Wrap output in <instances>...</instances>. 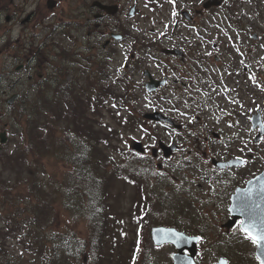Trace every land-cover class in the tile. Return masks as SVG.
<instances>
[{
    "label": "trees",
    "instance_id": "1",
    "mask_svg": "<svg viewBox=\"0 0 264 264\" xmlns=\"http://www.w3.org/2000/svg\"><path fill=\"white\" fill-rule=\"evenodd\" d=\"M229 10L227 17L237 18ZM107 84L106 76L100 80L87 77L76 93L70 89L63 96L26 100L11 108L10 128L18 141L13 151L7 144H0V264H23L20 255L12 256L7 251L1 227L5 224L6 232L12 231L24 251L42 264H84L80 254L90 260L86 264H117L123 260L127 246L131 254L143 252L152 226H173L189 233L199 227L192 226L195 221L185 209L168 205V196L158 193L160 188L155 194L154 187L153 192L142 183L144 173L157 171L152 159L132 151L128 158L131 163L118 164L108 158L106 149L117 150L112 142L117 140L119 144L121 135L103 123L101 107L108 102L127 104L135 99L134 85L129 81L119 89H110ZM132 115L122 116L120 126L145 123L140 113ZM259 146L263 149L264 142ZM49 164L59 166L54 177L45 172ZM122 178L143 184L137 186L143 190L139 194L135 190L127 210L118 208L119 199L124 197ZM75 205H79V211ZM69 207L86 216L88 233L84 242L70 238L76 228H53L57 209L67 211ZM221 238L213 241L215 249L202 262H213L221 255L230 264H257L246 249H241L239 241L230 243Z\"/></svg>",
    "mask_w": 264,
    "mask_h": 264
},
{
    "label": "flooded vegetation",
    "instance_id": "2",
    "mask_svg": "<svg viewBox=\"0 0 264 264\" xmlns=\"http://www.w3.org/2000/svg\"><path fill=\"white\" fill-rule=\"evenodd\" d=\"M118 1L0 0V105H5L8 98L21 103L63 96L68 91L69 82L83 78L85 61L92 60L96 64L102 56L115 53L122 54L123 60L128 56L138 61L137 51L154 49L153 42H143L138 34L137 38L134 37L130 14H139L134 8L136 0H121L131 6L128 14H120L124 8ZM97 2L105 7L98 6ZM115 5L118 14H107L112 8L116 10ZM182 11L169 12L180 15L173 28L174 35L166 38L161 34L160 64L153 65L149 75L160 79V98H173L179 100L178 104L189 106L196 99V93L202 94L207 89L203 80L211 60L206 51L199 61L195 59L196 38L204 41L203 35L207 32L198 26L203 22L201 19L190 14L187 18ZM83 14H88L85 20ZM199 48L206 50L207 45L202 44ZM68 50L74 51L76 57L72 58ZM174 50L178 52L173 53ZM217 64L220 65L216 58L213 65ZM124 67L128 65L124 64ZM198 83L203 85L201 89ZM197 99L204 105L203 113H199L205 114L209 103L203 101L204 97ZM195 119L197 122L192 115L184 118L187 122L175 132L181 137H176L174 143L180 146L179 142L185 138L201 141L209 148L207 138L200 139V131L210 130L212 126L205 115H197ZM223 124L221 122V128ZM208 171L207 175L220 173L212 166ZM160 264H169V261L162 260Z\"/></svg>",
    "mask_w": 264,
    "mask_h": 264
},
{
    "label": "rangeland",
    "instance_id": "3",
    "mask_svg": "<svg viewBox=\"0 0 264 264\" xmlns=\"http://www.w3.org/2000/svg\"><path fill=\"white\" fill-rule=\"evenodd\" d=\"M103 1V0H100ZM107 3H111L110 0H106ZM160 0H153V4L149 5L148 0H137L134 4L138 7L137 9L142 12H148L149 14H137V20H134V24L137 25L138 29L136 30L134 36L137 34L139 36H145L147 40H153L154 38V32H164L162 30L163 27H168V30L170 31L173 26V21L177 17L175 14L174 16L172 14H169L167 12L171 11V5L169 4L168 0L162 2V5L159 4ZM182 1V0H180ZM203 0H195V8L201 10V4ZM123 6V13L125 14L126 11L129 9V3L127 1H121ZM186 4L187 2L184 1ZM127 7L125 8L124 6ZM223 7H217L212 8L209 10H202L203 14H210L209 17H206L204 20L207 21V26H211L212 30V40L214 41V38H217L219 43H215V46L212 45L210 48V53L212 54L211 60L217 58V61L220 65H213L212 64V73L206 76V80H208L211 76L214 75V71L218 69L221 64L227 62H232L234 64V71H236V68L239 67L240 70V78H235L236 81L240 82V88L244 86V89L246 87L249 90V95L243 96V103L238 107H232L230 106L231 103L228 95L226 94L224 96V100H222V96H218V99L214 101L216 103V110L218 112H221V114H226V116L229 118L228 127H224L223 133L225 134V138H228L230 143L232 144V149L234 153H236V148L241 151V154L235 155L236 157H241V155L244 152L243 144L248 145V142L251 141L255 135V132L251 131L250 128V116L252 113L255 112L257 109V105H262L264 102V0H224V3L222 5ZM231 12H234V15H237V18L231 19L227 18V14H229L230 10ZM233 10V11H232ZM194 9L191 7V14H194ZM159 12L160 14L156 13ZM84 20L87 18L88 14H83ZM232 21L234 23V26L237 27V29L240 30L239 38L241 41H239L237 34L233 35L232 38L229 39L227 44V36L222 35V32L220 30V27L229 28L232 25ZM168 23V24H167ZM161 29V30H160ZM85 31V30H84ZM160 32L158 34L160 35ZM256 34L257 39L253 40L252 35ZM226 44H236L235 48L228 49V52L226 51L225 47ZM209 49V48H208ZM241 54L243 55V60L246 61V66L242 64V66H239L241 58ZM114 62L106 64V72L111 73L113 77H119L123 74L122 71V57L119 55V53L113 54ZM244 62V61H243ZM151 66V65H150ZM153 67V66H151ZM245 73L247 71H250L251 73L254 72L259 80V84L253 85V80L248 79L246 80V74L242 73L241 70L245 69ZM259 70V73H258ZM244 74V75H243ZM130 75V74H129ZM131 76V75H130ZM139 79H142L141 77L135 78L134 80L136 83L139 81ZM228 89L235 91L237 86L233 83V81L228 82ZM244 94V93H243ZM143 92L141 90L136 89L135 90V101H131V103L127 104H119L118 102H115L116 105L112 104L109 110H103V118L102 121L107 124L110 128H115L116 130L120 131L118 134L121 135V138L119 139L122 141L118 144L117 140H114L112 143L115 145L117 150H108L106 149V154L108 155V158H112L113 162H123L125 159H128L129 151H127V148L130 147L132 142L139 141L141 142L145 148H147V154H149V149L152 147H157V139H148V137L145 134V130L143 126L140 125V123H134L129 122L126 127L120 126L119 121L121 120L122 116H124L126 113H132V116H136V113L144 114L148 111H154L152 108V105L142 98ZM139 97V98H138ZM134 105V107H133ZM234 106V105H233ZM219 107V108H218ZM238 111V112H237ZM263 115V121H264V113ZM9 117L5 112V116L3 118V122L8 120ZM221 121V120H220ZM126 128L128 130H124L122 128ZM135 129V130H131ZM154 129H158L157 135L162 136L163 133L161 132L160 126H156ZM221 130H215L217 134L220 133ZM161 138V137H160ZM17 138L10 133L6 136V143L9 147V151H13L17 142ZM222 140H224V137L222 136ZM246 145V147H247ZM121 151H124V156L120 154ZM200 154V153H199ZM242 158V157H241ZM112 159H110L112 161ZM109 160V159H108ZM195 166H205V163L199 162V160L196 162V159H194ZM260 163V162H259ZM257 163V161L248 163L247 167L244 168L246 171L243 173H254L252 171L256 166H260V164ZM48 166V169L45 171L47 174L51 175L52 177L56 176L57 173H59L60 169L58 165H46ZM205 169V168H204ZM55 170V172H54ZM206 171V169L204 170ZM195 169L194 175L190 174L191 170L189 169V173L187 176H193L191 178V187L192 193L189 194V197L192 199L195 198H201L202 200H195V206L196 211L191 210L190 213L186 212V215H193L196 216L195 220L200 221L201 217L204 216L206 222L209 225L208 232L205 233V236L210 234H215L219 228L221 227V223L223 221V214L224 211L220 209V206L217 204L218 202L215 200L217 197L218 201L221 199L224 187L219 183V180H216L217 178L214 177L210 180V182L205 181V185L208 188V190H211V198H209V195L205 192L200 191V189L197 187V184H200L201 182V176L200 171ZM197 173V174H196ZM119 187V186H118ZM130 187V186H128ZM127 187V188H128ZM203 187V184L202 186ZM116 192V190H115ZM128 192V190H127ZM133 196L131 193H127L126 197H122L121 201H119V206L123 209H128L131 205V201L129 200V197ZM208 199V200H207ZM216 203V207L212 204ZM5 215V214H4ZM75 214L70 212H64V211H58L55 214V221L53 223V226L55 227L54 230H65L73 228L72 225L75 224L76 220L74 218ZM167 220V218L165 219ZM220 223V224H219ZM140 226V225H138ZM2 234L3 239L5 240V246L7 248V251L12 256H18L20 255L22 257V263L23 264H42L38 259L33 258L31 254H29L27 251H24V248L20 244V239L15 238L12 233V231L6 232V224L2 225ZM141 227V226H140ZM88 233V230L84 228V226L80 227V231H78L75 235L81 239H86V234ZM173 252V248L171 246L165 245L156 248L151 240L146 242L145 249L141 253V251L136 250L131 254V248L127 246V250L124 249L123 251V260L117 262V264H160L162 260L167 261L169 260L171 253ZM131 254V255H130ZM89 260V259H88ZM90 261V260H89ZM83 262L86 264L87 260L83 259Z\"/></svg>",
    "mask_w": 264,
    "mask_h": 264
},
{
    "label": "water",
    "instance_id": "4",
    "mask_svg": "<svg viewBox=\"0 0 264 264\" xmlns=\"http://www.w3.org/2000/svg\"><path fill=\"white\" fill-rule=\"evenodd\" d=\"M219 0H209L205 7L211 5H218ZM155 86L148 88L153 90ZM147 119H153L156 121H168V119L160 116L158 113L147 114L145 115ZM259 126L260 133L263 132L264 127L261 121L260 112L257 111L256 114L252 116V127L255 128ZM259 135L256 137V139ZM134 149L142 150L140 143H135L133 145ZM173 147L168 148L172 149ZM217 167L232 166V165H241L243 161L240 159H231L228 162H214ZM247 204V208L242 212L241 205ZM231 214L234 216V219L241 218L244 222L243 226L247 227L248 223H255L257 229L264 231V173L259 174L254 179L247 182V185L244 189H236L235 194L232 196V205L229 208ZM234 221V220H233ZM232 223L228 224V226ZM242 227V225H241ZM151 237L155 245H160L163 243H172L179 252L184 248H189L192 255L190 257H185L181 253L174 255V264H195L193 261V254L195 252V244L197 239L188 237L184 233L177 232L175 229L154 227L151 230ZM256 255L261 261V264H264V249L257 247ZM217 264H226L224 260H220Z\"/></svg>",
    "mask_w": 264,
    "mask_h": 264
},
{
    "label": "snow or ice",
    "instance_id": "5",
    "mask_svg": "<svg viewBox=\"0 0 264 264\" xmlns=\"http://www.w3.org/2000/svg\"><path fill=\"white\" fill-rule=\"evenodd\" d=\"M247 208V204L241 205V211L243 212ZM244 222H241V230L246 233L248 239H250L258 247L264 249V231L257 229L255 223H248L247 227L243 226ZM199 239V237H197Z\"/></svg>",
    "mask_w": 264,
    "mask_h": 264
}]
</instances>
